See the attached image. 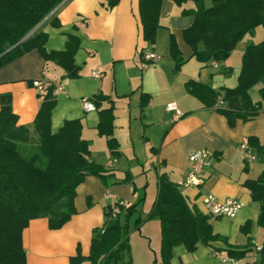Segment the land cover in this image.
<instances>
[{"label":"crops","instance_id":"0c3cea01","mask_svg":"<svg viewBox=\"0 0 264 264\" xmlns=\"http://www.w3.org/2000/svg\"><path fill=\"white\" fill-rule=\"evenodd\" d=\"M107 2L62 0L54 16L43 22L47 52L64 50L70 35L79 39L74 57L79 76L66 77L61 66L46 60L37 49L0 67V96L11 94L19 125H33L43 101L41 94L48 85L60 87L51 110V131L57 132L66 120L80 119L82 137L90 143L89 158L102 164L107 175H88L78 186L76 213L61 228L50 229L44 217L30 221L23 232L27 264H70L71 256L78 252L88 255L94 228L104 225L105 208L111 204L104 196L106 192L116 195L126 206L135 205L129 225L142 232L144 240L138 242L136 251L131 247L119 261L109 264H155L161 247L160 221L158 217L144 218L153 206L158 176L162 173L180 185L182 194L197 211L207 214L202 198L207 193L218 199L237 197L243 203L233 218L210 215L214 233L224 239L207 245L198 243L194 251L178 245L171 264H224L215 252L227 255L229 250L243 252L238 257L239 264L256 263L261 259L264 243V228L258 224L260 203L253 200L243 182L257 179L264 170V162L256 155L246 158L240 145L247 143L249 136L264 144V101L260 95L263 83L249 91L254 102L262 103L261 112L248 121L239 119L231 127L216 107H206L188 91L187 82L192 79L215 89L236 86L245 48L262 41L264 31L256 39L245 35L229 58L214 66L215 61L197 60L184 39V31L194 22L195 1L162 2L154 44L143 39L139 0H119L112 7ZM202 2L205 7L212 5V0ZM172 38L184 58L177 70L170 53ZM151 51L160 55L159 61L146 60L140 54ZM97 70L99 75H92ZM35 80L44 88L32 85ZM99 93L109 100H104L99 109L87 111L83 100L92 101L91 97ZM171 103L182 115L167 109L166 105ZM111 106L118 157L111 153L107 137L98 132L99 110ZM200 148L211 152L210 166L199 186L184 185L189 155ZM112 158L117 162L108 168L107 161ZM138 219L142 220L139 225ZM145 225L148 229L143 231Z\"/></svg>","mask_w":264,"mask_h":264},{"label":"trees","instance_id":"16d2710c","mask_svg":"<svg viewBox=\"0 0 264 264\" xmlns=\"http://www.w3.org/2000/svg\"><path fill=\"white\" fill-rule=\"evenodd\" d=\"M107 1V5L112 7L119 0ZM163 1L139 0L143 39L149 44L156 42ZM171 1L182 4L188 0ZM193 1L197 4L194 22L184 31V39L191 46L193 56L203 63L226 61L245 35L254 33L258 26L264 27V0H212L210 7H205L202 0ZM61 2L0 0V67L37 49L46 60L61 66L66 71V77L79 76V67L74 60L79 48L76 36H69L64 50L47 52L45 49L47 34L42 31L43 22L54 16L53 12ZM170 53L176 61L177 70L184 58L174 38ZM140 54L144 56L143 52ZM259 82L263 83L260 95L264 101V39L245 48L236 86L215 89L191 79L187 88L206 107H216L233 127L237 120L248 121L261 112L262 103L254 102L249 92ZM55 88L50 84L41 94L43 101L32 126L18 124L11 94L0 96V264H27L23 232L30 221L44 217L48 219L50 229L61 228L76 213V189L85 178L88 175L107 177L102 164L89 158L90 143L82 137L80 119L66 120L57 132L51 131ZM91 100L99 109L109 97L99 93ZM113 110V106L99 110L101 120L98 132L107 137L111 153L118 157L120 150L113 135ZM247 143L264 162V144L255 136H249ZM243 183L250 190L253 200L260 203L258 224L264 228V170L257 179ZM117 205L121 213L115 217H111L113 206H106L105 223L100 228H94L88 255L78 252L71 256L70 264H83L85 261L109 264L119 261L129 252V220L135 205L126 206L120 201ZM152 217H158L161 228V247L155 264H171L173 250L178 245L194 251L198 243L207 245L224 239L214 233L210 215L190 205L180 185L171 181L165 173L158 176L157 195L144 220ZM141 221L138 219L137 225ZM260 253L261 259L256 264H264V243ZM227 255L238 258L243 252L229 250Z\"/></svg>","mask_w":264,"mask_h":264},{"label":"built area","instance_id":"2783aa9c","mask_svg":"<svg viewBox=\"0 0 264 264\" xmlns=\"http://www.w3.org/2000/svg\"><path fill=\"white\" fill-rule=\"evenodd\" d=\"M143 57L144 59L152 62H157L161 58L160 55L154 52H146L144 53ZM213 65L217 66V63L214 62ZM92 75L98 76L99 75L98 70L94 71ZM32 85L38 87L39 89L44 88L43 84L38 80L33 81ZM59 90L60 87H56L54 89V94H57ZM83 105L87 111L96 109L94 103L88 99L83 100ZM166 106L167 109L169 110H176L179 116L182 115V113L177 110L175 104L171 103ZM240 149L244 151L246 158L251 159L255 156L253 149L248 145V143H242L240 145ZM210 161H211V152L208 150V148H200L193 150L189 155L190 167H189V171H187L188 174L184 185L195 186V187L199 186L203 182L202 175L205 172V169L208 166H210ZM116 162L117 159L112 158L111 160L107 161L106 166L110 168L114 164H116ZM104 196L106 199L110 200L111 205L113 206L111 217H115L117 216V214H120L121 209L117 205V203L119 202L117 196L110 192H106ZM202 198L206 212L211 216H226L233 218L243 207V203L239 199H237V197L218 199L215 195L211 193H207ZM215 255L224 264H239L238 258L236 257L228 256L218 251L215 252ZM250 264H256V263L252 262Z\"/></svg>","mask_w":264,"mask_h":264},{"label":"rangeland","instance_id":"374dc122","mask_svg":"<svg viewBox=\"0 0 264 264\" xmlns=\"http://www.w3.org/2000/svg\"><path fill=\"white\" fill-rule=\"evenodd\" d=\"M257 30V31H256ZM256 30L254 31V33H252V34H248V35H246V36H252L254 39H256V38H258L259 37V33L261 32V31H264V27L263 26H258L257 28H256ZM257 32V33H256ZM256 41V40H255ZM137 218V215L136 216H134V219H132V223H134L135 222V219ZM133 226H134V224H133ZM144 230L143 231H145L146 229H148V227L145 225L144 226V228H143ZM144 234V233H143ZM129 238H130V248L132 247L135 251L137 250V248H138V242H144V240H143V237H142V232H139V230L138 229H136L135 227H133V228H131V230H130V235H129ZM148 242V241H147ZM152 244H155V240H152V241H150ZM128 256V255H127ZM113 262H115V261H113Z\"/></svg>","mask_w":264,"mask_h":264},{"label":"water","instance_id":"95a60500","mask_svg":"<svg viewBox=\"0 0 264 264\" xmlns=\"http://www.w3.org/2000/svg\"><path fill=\"white\" fill-rule=\"evenodd\" d=\"M40 25H41V24H39L37 27H39ZM37 27H36V28H37ZM36 28H35L33 31H35ZM33 31H32L31 33H29L24 39L28 38V37L33 33ZM24 39H23V40H24Z\"/></svg>","mask_w":264,"mask_h":264}]
</instances>
